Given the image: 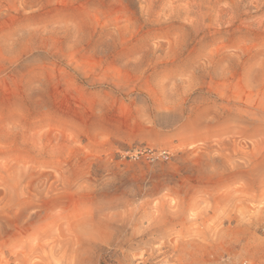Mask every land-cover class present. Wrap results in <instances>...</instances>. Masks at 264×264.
Listing matches in <instances>:
<instances>
[{
	"label": "rangeland",
	"instance_id": "obj_1",
	"mask_svg": "<svg viewBox=\"0 0 264 264\" xmlns=\"http://www.w3.org/2000/svg\"><path fill=\"white\" fill-rule=\"evenodd\" d=\"M0 264H264V0H0Z\"/></svg>",
	"mask_w": 264,
	"mask_h": 264
}]
</instances>
